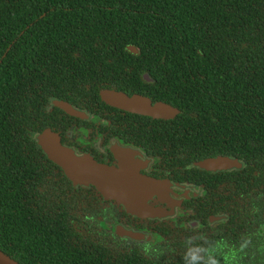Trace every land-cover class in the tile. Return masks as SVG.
Masks as SVG:
<instances>
[{
	"label": "trees",
	"instance_id": "trees-1",
	"mask_svg": "<svg viewBox=\"0 0 264 264\" xmlns=\"http://www.w3.org/2000/svg\"><path fill=\"white\" fill-rule=\"evenodd\" d=\"M103 89L146 91L178 110L144 143L189 153L186 162L206 153L245 162L242 171L198 176L205 194L193 210L225 214L221 232L187 239L161 228L147 249L95 233L93 205L74 201L29 134L62 135V121L72 120L46 111L49 99L92 112ZM259 207L264 0H0L1 254L17 264H264Z\"/></svg>",
	"mask_w": 264,
	"mask_h": 264
},
{
	"label": "flooded vegetation",
	"instance_id": "flooded-vegetation-1",
	"mask_svg": "<svg viewBox=\"0 0 264 264\" xmlns=\"http://www.w3.org/2000/svg\"><path fill=\"white\" fill-rule=\"evenodd\" d=\"M132 94L146 98L151 105L155 103H163L160 100L154 99L150 95L136 92L130 93V95ZM50 108L56 107L51 106ZM73 108L77 111H86L98 118V120L86 121L64 113L71 117L72 120L68 119L67 121H62V135L55 133L59 138L60 144L73 147L76 151L83 152L90 156L95 162L114 169H119L120 166L130 167L132 170L136 169L140 175L154 180L186 183L198 188L196 194L192 193V196L190 195V197L182 199L178 203L174 213L169 217L164 216L160 219H150L128 214L120 207V204L116 200L103 198L92 186H88L87 188L79 186L74 187L69 182L70 187L74 191V196H78L74 201L90 203L93 205L92 209L95 213L94 224H97L96 234L114 235L123 242L129 241L135 244L138 248L142 246L146 248L153 246L159 241L162 237L161 228L171 232L172 237H175L176 235L180 238L183 236L187 239H209L211 236L223 230L221 225L227 220L225 214L222 212H216L204 216L203 218H199L193 210L196 202L200 201L205 194L204 185L198 182V176L204 177L205 174L216 175L218 173L242 171L246 167V164L242 159L232 155H210L211 153H206L202 158L197 160L191 159L186 162V159L192 157L189 153H179L177 151L175 153L167 152L164 148L158 150L153 144L144 143L146 133L152 131L157 126L163 125L164 122L171 119H153L147 116H141L112 108L104 103H102L101 106L94 108L92 112L83 109H76L75 107ZM120 146L130 147L139 153H116V149ZM196 155L197 153H193V156ZM216 156L234 157L240 160L244 166L240 170H232L230 172L215 171L213 173L197 170L190 166L197 161ZM189 169L196 172L190 171ZM147 205L151 208H159L166 212L169 211L167 204L164 201H159L155 197L149 199ZM100 206L103 207L102 210L100 209ZM104 207L107 208L105 209ZM257 211L262 212L264 215V207H259ZM217 215H222L224 220L216 221L215 219H212L208 223L210 217ZM114 224H120L134 232L146 234L149 238L144 241H132L120 237L108 229L109 226ZM254 231V235L258 234L264 237V223L258 224L254 228Z\"/></svg>",
	"mask_w": 264,
	"mask_h": 264
},
{
	"label": "water",
	"instance_id": "water-1",
	"mask_svg": "<svg viewBox=\"0 0 264 264\" xmlns=\"http://www.w3.org/2000/svg\"><path fill=\"white\" fill-rule=\"evenodd\" d=\"M126 51L130 54H136L137 48L126 46ZM141 79L144 83H152L146 74H143ZM98 98L109 107L153 119H172L178 113L175 108L164 103L151 105L146 98L136 94L127 96L122 92L104 89L98 92ZM51 106L72 117L86 121L98 120L92 114L86 111H77L71 105L57 99H49L48 106L45 108L46 111ZM29 138L35 143L42 155L57 166L63 177L74 187L87 188L92 186L103 198L116 200L120 207L132 216L150 219L169 217L174 213L182 199L198 192V188L195 186L186 183L154 180L140 175L136 169L132 170L130 167L120 166L119 169H114L99 164L83 152H78L73 147L60 144L58 136L49 129H44L41 132H31ZM116 153L139 152L130 147L120 146L116 149ZM190 166L197 170L213 173L215 171L240 170L244 165L234 157L216 156L197 161ZM153 197L159 201H164L169 211L149 207L147 202ZM212 219L222 221L224 217L222 215L212 216L208 219V223ZM108 229L114 234L132 241H144L149 238L146 234L134 232L120 224L109 226ZM0 264L17 263L0 253Z\"/></svg>",
	"mask_w": 264,
	"mask_h": 264
},
{
	"label": "rangeland",
	"instance_id": "rangeland-1",
	"mask_svg": "<svg viewBox=\"0 0 264 264\" xmlns=\"http://www.w3.org/2000/svg\"><path fill=\"white\" fill-rule=\"evenodd\" d=\"M105 209L107 208V207H104ZM100 209L102 210L103 209V207L102 206H100Z\"/></svg>",
	"mask_w": 264,
	"mask_h": 264
}]
</instances>
